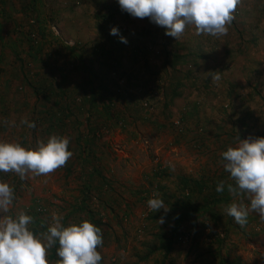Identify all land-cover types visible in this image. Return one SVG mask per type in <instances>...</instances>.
Returning a JSON list of instances; mask_svg holds the SVG:
<instances>
[{
    "label": "rangeland",
    "instance_id": "1",
    "mask_svg": "<svg viewBox=\"0 0 264 264\" xmlns=\"http://www.w3.org/2000/svg\"><path fill=\"white\" fill-rule=\"evenodd\" d=\"M105 7L114 12V26L127 40L117 42L116 67L93 53L99 43L95 17ZM37 13L45 20L44 42L37 31ZM234 15L227 35L219 38L197 35L195 27L188 25L177 40L184 50L165 35V28L122 11L118 0H0V142H18L35 150L39 142L58 135L69 139L68 150L73 153L66 166L48 175L29 173L21 180L15 173H4L0 181L14 188L15 200L9 213L0 216L21 211L29 215L35 209L47 226L55 213L65 227L86 219L83 213L71 214L80 189L79 161L71 144L75 126L71 124L77 105L82 104L81 86L90 80L106 90L98 94L97 108L92 111H98L99 117H106L101 108L107 95H118L116 100L124 96L115 104L114 117L105 118L96 144L97 163L111 183L109 195L92 205L107 217L101 227L102 264H219L210 242L216 233L201 219L196 227L183 223L178 233L184 237L174 244L166 261L159 252L144 259L147 251L158 245L156 235H171L172 224L152 222L144 203L133 194L143 191L158 169L168 177L167 187L172 192H176L178 177L198 180L217 176L225 170L221 154L236 146L237 137L264 138V0H242ZM26 35L34 42L33 52L28 50ZM198 47L201 50L197 51ZM39 49L40 59L49 63H40ZM174 50L196 53L187 72L181 69L185 72L182 78L191 79L184 83L182 96L165 104L164 88L169 89L173 80H168L178 73L167 71L164 60ZM197 54L201 57L195 62ZM80 55L85 63L77 68L74 58ZM217 71L221 75L218 82L208 75ZM23 74L33 84L41 80L45 85L52 80L50 74L58 80L62 75L65 86L71 88L63 96H54L52 102L39 100L24 84ZM24 119L36 127L21 123ZM70 167L72 174H68ZM104 201L114 209L112 214L102 209ZM253 216L257 221L243 232L230 229L223 250L229 261L264 264V220L258 214ZM50 253L49 264H57Z\"/></svg>",
    "mask_w": 264,
    "mask_h": 264
},
{
    "label": "clouds",
    "instance_id": "2",
    "mask_svg": "<svg viewBox=\"0 0 264 264\" xmlns=\"http://www.w3.org/2000/svg\"><path fill=\"white\" fill-rule=\"evenodd\" d=\"M242 0H118L122 11L134 18H149L154 24L166 29L165 35L178 40L188 25H193L197 35L219 38L227 35L229 26L235 19V12ZM111 35H118L112 28ZM122 43L127 40L121 37ZM213 81H220V72L208 73ZM29 128L34 122L21 121ZM235 147H228L221 155L224 169L235 182L227 184V191L233 197H244L227 206L226 212L241 227L247 224L250 213H257L264 220V138L249 137L240 140ZM69 139L52 135L47 142H39L33 150L22 147L18 142H0V172L15 173L21 180L48 175L66 166L73 153L68 150ZM225 181L217 184L216 191L225 190ZM15 200L14 188L0 181V213H9ZM153 211L165 207L161 193L154 191L147 201ZM62 217L53 213L52 223L46 232L34 233L29 225L34 220L31 215L21 211L18 215L0 216V264H49V251L58 243L57 264H99L102 260L98 247L103 246L102 230L95 224L84 220L79 225L65 227ZM161 217L158 224H163Z\"/></svg>",
    "mask_w": 264,
    "mask_h": 264
},
{
    "label": "trees",
    "instance_id": "3",
    "mask_svg": "<svg viewBox=\"0 0 264 264\" xmlns=\"http://www.w3.org/2000/svg\"><path fill=\"white\" fill-rule=\"evenodd\" d=\"M31 1L33 3L35 2V0ZM106 8L107 7L102 8L95 17L97 21L96 29L99 35V43L94 47L93 53L98 54L99 57L104 58L105 62L107 63L110 60V62L115 65L114 67H116L117 62L113 60V55L114 52H120L116 45L117 42H120V44L122 43V36L119 30L118 35L110 34L111 29L115 28L113 23L115 14L114 12L106 11ZM35 22L40 27L37 29V31L39 32V38H41V41L44 42L47 38L45 29L44 27L42 28V24L43 22H45V20L40 13L36 14ZM170 38H172V40L175 42V45L180 46L178 49H184V47H182L175 38ZM0 41H2L1 37ZM26 43L28 44V50H30L29 52H33L32 45H34V42L28 35H26ZM19 44L22 45L23 41H19ZM77 50L80 51L81 54L85 53L83 49ZM199 50H201V48L198 47L197 51ZM71 51H75V49H71ZM195 53L196 52H193L191 50H186L185 53L174 50L170 51L165 56L164 67H166L167 71H171L172 74L178 73L175 78L173 77L168 80V82L173 80L172 83L168 86L169 89L164 88V90H166V93L164 91L163 95L165 97H163L165 100V104L166 101L172 102L173 100L180 98L182 96L184 86H186L184 83L186 82V80L191 81L188 76H184V78H182V74L185 72H182L181 69L184 68L187 72L186 69L191 67L192 59ZM38 54V58L40 59L42 49L38 50ZM133 55L137 57V51H133ZM29 57L31 56L29 55ZM200 57L201 56L197 54L194 61L196 62V60ZM18 61L22 62V65H24V61H20L19 59ZM45 62L48 61H46V59H40L41 64H45ZM74 62L76 63V67L79 68L83 65V63H85V60L82 59V55H80V57L74 58ZM114 70L115 74L117 75L118 70L116 68H114ZM190 73L192 72H189L188 74ZM51 75L52 74H50L52 80L48 85H45L41 80L38 83L33 84L32 82H30L26 74L22 75V79L24 84H26V86L29 87V89L32 91V95L36 99H46L52 102L54 96H63L68 93L71 86L70 84H67L65 86L62 75L58 76L59 80L55 79V77H52ZM207 82L208 81H202V84H206ZM192 86L194 85H190L188 87L190 88ZM81 87L82 91L79 96L82 98V100H80L79 103L81 102L82 104L77 105L78 109L76 110V119L74 120V124H71V126H75V136L71 139V144L74 151V156L79 161V170L77 172V175L80 178L79 198L77 199V204L75 206H72L71 214H73L74 212L80 214L83 213L86 215L85 220H88L101 229V227L104 226L103 222L105 219H107V217L104 214H100V212L92 209V205L95 202L101 201V198L104 199L109 195V191H111V183L107 179L106 175L101 171L100 166L97 163L99 158L96 153V144L99 142V139L101 137L102 127L106 125L105 118L107 120L114 117L113 111L115 109V104L117 103V101L123 99L124 96L121 95L120 99L116 100L118 95H115L114 97L113 95L112 97L107 95V98L105 99L106 102L102 105L101 108L106 117H99L98 111H92L97 108L96 103L99 100L98 94H101L102 91L106 92L105 88L100 87L99 83L95 85L93 81L90 80H86L85 82H83V85ZM75 100L74 102L76 103ZM81 106H84L85 108L79 109L81 108ZM64 116L69 117V114L65 113ZM59 120L57 122H59ZM50 126L54 129V123H50ZM56 127L58 128V125ZM72 168L73 167L69 168L68 174H72ZM3 176L4 172H0V180L3 179ZM167 178L168 177L165 176L163 171H161L160 169L155 170L147 179V186L145 185V189L133 194L140 204L144 203V206L148 210V217L152 222L159 221L161 217H163L164 220L169 221L172 224L171 235L169 237L162 234L156 235L158 245H156V247L154 248H150L147 251L144 259L148 260L154 253L159 252L163 257V260L166 261L169 254L173 250L174 244L176 242L179 243L184 237L181 236V233H178L180 228L183 226V223H189L192 226L196 227V222L201 219L207 221V223L210 224L213 233H216L214 234L213 239L209 240L214 247L213 251L215 257L219 258V264H242L239 260L233 262L228 260L226 256L227 254L224 255L223 252L224 243L226 242L231 228H234L238 232H243L244 228H246L250 224H254L257 221L258 217L253 216L257 213H250L247 224L241 227L235 222L234 218L227 214L226 208L233 202L234 199L239 200L243 198L245 204H250V200L247 198L246 194L244 197H233L231 193L227 191V184H233V186H235V182L230 178V173L223 170V172H221L217 176L215 175L214 177L209 179L202 178L198 180L178 177L175 184L176 192H172L168 189L166 183ZM220 181L226 182L225 190L221 193H218L216 191V187L218 182ZM154 191L161 193V198L164 200L165 207L168 208L167 212H162V209L155 212L149 208L147 201L152 198V193ZM102 209H109V212L111 214L114 212V209L110 207L109 202L105 203L104 201V203L102 204ZM34 211L35 209L31 210V212L29 213V215H31L34 220V222L31 224V230L36 234L46 232L48 227L47 224H45L42 219H39L37 217V215H41V213L37 214ZM225 213L227 215H224ZM82 222L83 220L78 221L75 224L79 225ZM57 248L58 243L50 250L51 260H59L58 257H56ZM97 251L100 252V247H98ZM99 264H102V260L99 262Z\"/></svg>",
    "mask_w": 264,
    "mask_h": 264
}]
</instances>
